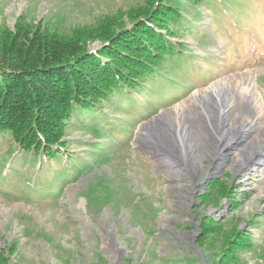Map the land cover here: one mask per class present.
Returning a JSON list of instances; mask_svg holds the SVG:
<instances>
[{
	"label": "rangeland",
	"instance_id": "374dc122",
	"mask_svg": "<svg viewBox=\"0 0 264 264\" xmlns=\"http://www.w3.org/2000/svg\"><path fill=\"white\" fill-rule=\"evenodd\" d=\"M155 17L171 57L153 56V78L144 73L129 97L108 91L76 109L49 155L23 148L19 127L0 131V264H224L231 249L225 264H264V169L258 154L235 167L256 131L236 135L223 156L200 151L196 166L171 170L140 143L157 118L197 127L199 92L246 73L264 110V0H0L3 36L81 33L77 47L93 53L112 30ZM151 47L142 63L158 53ZM36 87L31 105L45 109L56 92ZM53 117L42 131L56 130Z\"/></svg>",
	"mask_w": 264,
	"mask_h": 264
},
{
	"label": "trees",
	"instance_id": "16d2710c",
	"mask_svg": "<svg viewBox=\"0 0 264 264\" xmlns=\"http://www.w3.org/2000/svg\"><path fill=\"white\" fill-rule=\"evenodd\" d=\"M147 15L148 13L143 16ZM178 18L176 17V20ZM155 21L157 17L142 23L135 22L133 25H137L138 28L134 31L133 29L127 31L128 28L119 30L123 33L118 36L121 37L117 39L119 41H114L115 43L112 38L120 32L113 33L112 30L109 37H102V45L94 53L87 50L84 45L81 48L77 47L85 40L80 38L83 35L81 33L69 40L61 37L40 39L37 36L31 41L23 34L17 38L14 35L8 37L0 33V131L14 132L16 127H19V132L28 135L21 141L23 148L35 149L36 152L40 150L49 155L52 145L59 143L61 146L58 139L62 137L65 125L76 109H87L92 104L100 102V99L107 97L108 91L129 97L128 91L135 90L140 82H145V75L153 78L150 70L156 63L161 62L154 60L155 57L158 59L171 57L169 53L161 54L160 50L164 49V45L171 44L167 41L165 43L164 36L152 27L153 24L160 26ZM101 26H106V23H102ZM164 28L168 27L163 25L162 29ZM152 44H156L158 53H153L151 59H146L147 63H142L145 51H148V56L152 53ZM171 48L173 47H169L170 50ZM165 54L168 56L165 57ZM182 60L183 58L180 61ZM88 71L94 79L84 78L85 75L88 76ZM37 82L49 87L47 90L50 93L56 92V97L49 99L50 104L45 105V109L31 105L41 94L36 87ZM13 85L14 88L18 85L15 91ZM5 101L8 102L6 110L3 109ZM9 104L12 108L7 113ZM45 111V116L48 113L54 114L56 130L42 131L40 120L45 117ZM7 117L10 121L6 120ZM233 250L223 252L222 263L228 261L227 257L229 253L234 252Z\"/></svg>",
	"mask_w": 264,
	"mask_h": 264
},
{
	"label": "bare ground",
	"instance_id": "6f19581e",
	"mask_svg": "<svg viewBox=\"0 0 264 264\" xmlns=\"http://www.w3.org/2000/svg\"><path fill=\"white\" fill-rule=\"evenodd\" d=\"M229 93L232 94L230 98ZM199 94L194 98L199 106L197 127L176 124V121H170L168 126L160 118L142 126L145 137L140 143L151 145L149 153L155 154L158 165H165L170 170L176 165L196 166L200 151L210 157L216 154L223 156L222 148L236 135L252 130L259 135L250 139L240 150L241 158L235 167L248 164L258 154L254 158L264 169V110L258 103L259 95L253 91L252 74L220 80ZM235 98L237 107L247 109L252 117L243 115L234 107ZM194 132H201V136L196 137ZM215 166L214 169H217L218 165Z\"/></svg>",
	"mask_w": 264,
	"mask_h": 264
}]
</instances>
